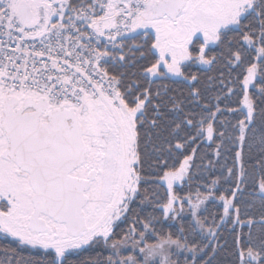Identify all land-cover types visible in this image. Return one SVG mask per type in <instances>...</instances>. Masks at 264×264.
I'll return each mask as SVG.
<instances>
[{
  "label": "snow or ice",
  "instance_id": "obj_1",
  "mask_svg": "<svg viewBox=\"0 0 264 264\" xmlns=\"http://www.w3.org/2000/svg\"><path fill=\"white\" fill-rule=\"evenodd\" d=\"M0 264H264V0H0Z\"/></svg>",
  "mask_w": 264,
  "mask_h": 264
}]
</instances>
